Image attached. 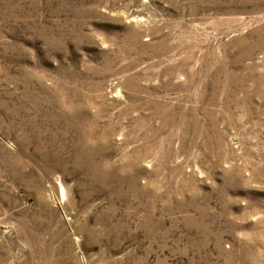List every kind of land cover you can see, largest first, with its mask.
Wrapping results in <instances>:
<instances>
[{
    "label": "rangeland",
    "instance_id": "1",
    "mask_svg": "<svg viewBox=\"0 0 264 264\" xmlns=\"http://www.w3.org/2000/svg\"><path fill=\"white\" fill-rule=\"evenodd\" d=\"M0 264H264V0H0Z\"/></svg>",
    "mask_w": 264,
    "mask_h": 264
}]
</instances>
